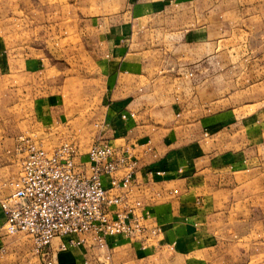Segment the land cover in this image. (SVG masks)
Instances as JSON below:
<instances>
[{
    "label": "crops",
    "instance_id": "crops-1",
    "mask_svg": "<svg viewBox=\"0 0 264 264\" xmlns=\"http://www.w3.org/2000/svg\"><path fill=\"white\" fill-rule=\"evenodd\" d=\"M14 1L15 9L6 13L8 2L0 0L1 76L8 69L17 73V89L21 76L25 99L32 100L33 69L48 62L69 68L62 60L53 65L55 52L47 48L56 37L60 43L74 36L78 53L92 58L99 82L92 97L96 137L138 158L137 179L147 189L135 193L144 201L155 190H179L146 206L164 230L161 243L144 249L139 241L110 237L109 264H264L229 257L220 236L230 224L233 201L244 207L251 197L255 209L264 175V48L251 46L253 56H247L246 46L234 43L238 15L214 0H70L75 12L62 13L58 21L46 13L37 18L45 23L32 26V0L22 13ZM22 27L28 35L23 46ZM37 27L45 50L32 46ZM55 100L40 97L37 112L61 127L66 105L59 108ZM232 172L241 180L225 186L222 178ZM5 177L1 172V196L9 192L2 187ZM0 222L6 228L1 207ZM27 238L0 237V264H43ZM60 242L52 243L59 263L84 264L83 248L60 251ZM87 255L91 264L97 261Z\"/></svg>",
    "mask_w": 264,
    "mask_h": 264
},
{
    "label": "built area",
    "instance_id": "built-area-1",
    "mask_svg": "<svg viewBox=\"0 0 264 264\" xmlns=\"http://www.w3.org/2000/svg\"><path fill=\"white\" fill-rule=\"evenodd\" d=\"M13 151L21 156L18 175L3 182L9 192L0 195L6 230L27 235L43 264H61L53 256L56 238L61 239L60 251L83 248L96 257L94 264H109L110 237L139 241L144 249L161 243L164 230L146 206L178 195L179 190L167 194L155 190L147 201L137 196L136 190L147 187L137 179L139 160L132 151L101 137L82 150L75 139L48 147L43 140L22 134ZM87 254L84 264H91Z\"/></svg>",
    "mask_w": 264,
    "mask_h": 264
},
{
    "label": "rangeland",
    "instance_id": "rangeland-1",
    "mask_svg": "<svg viewBox=\"0 0 264 264\" xmlns=\"http://www.w3.org/2000/svg\"><path fill=\"white\" fill-rule=\"evenodd\" d=\"M27 1L17 0V9L21 13L25 12ZM214 1L220 2L223 8L238 15V22L234 26L233 41L246 46L247 56H253L251 46L264 48V0ZM7 2L8 5L5 4L6 7L3 9L6 13H11V10L15 9L16 1L7 0ZM12 2L13 5L10 6ZM72 10L75 12L76 8L70 0H32V26L35 22L45 23L44 20L39 21L37 18L43 19L46 13L54 15L58 21L62 13L67 14ZM53 24L55 25V21ZM40 29V27L32 29V46L45 50L44 45L46 44L39 37L40 34H43ZM22 31L24 33L20 34V38L23 46L28 44V35L23 27L19 32L22 33ZM10 38L12 39V37ZM10 38L7 40L11 41ZM58 38L53 39L52 46H49L47 50L52 48L55 52L56 58L53 55V65L62 60L69 68H60L59 64L56 68H51L52 66L48 62L45 69L40 71L33 69L32 100L30 96H28V100L25 99L27 96L24 93L27 90L25 85L21 84V76L20 86L17 89V73L14 76L12 70L8 69L2 72V76L0 74V173L6 175L5 179L18 175L21 156L14 153L13 150L15 140L21 134L43 140L48 147L59 145L65 140L75 139L79 142L82 150L87 149L96 139L94 113L92 112L96 100L94 101L92 97L98 91L99 82L97 79L95 80L96 73L92 58L82 52L78 53L76 49L78 40L74 36L60 43ZM67 44L74 46L68 50V53L62 51V48ZM70 51L74 53H70ZM64 57L66 59H63ZM81 60H83V65L79 66L78 61ZM231 60H234L233 56ZM48 96L56 99L59 108L63 102L65 103L67 115L63 118L65 121H62L64 126H58V122L56 125H50L52 121L48 118L50 116L38 114L37 108L42 103L38 99ZM261 104H264V101ZM59 108L54 114L59 111ZM77 115L80 116L76 118ZM73 130H81V132ZM240 178V173L232 172L228 177L222 178V184L226 183L225 186L236 184V180H241ZM244 188L248 190L247 187ZM260 188L261 196L255 204V209H253L251 197L248 198L244 207L238 206L236 201L232 202V215L229 216L231 220H228L230 224L221 230L220 236L230 249L228 256L234 260L251 259L252 263L264 262V175L260 181ZM253 220L254 227L252 226ZM9 236L10 238L21 237L23 241L28 239L25 234L8 233L3 222H0V237L8 238ZM253 253L260 255L258 257L260 259L253 258L251 255Z\"/></svg>",
    "mask_w": 264,
    "mask_h": 264
}]
</instances>
